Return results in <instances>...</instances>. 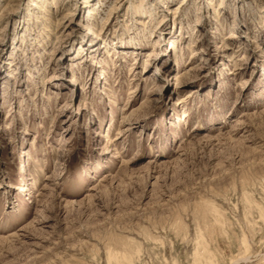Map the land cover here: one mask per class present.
Instances as JSON below:
<instances>
[{
	"label": "rangeland",
	"instance_id": "374dc122",
	"mask_svg": "<svg viewBox=\"0 0 264 264\" xmlns=\"http://www.w3.org/2000/svg\"><path fill=\"white\" fill-rule=\"evenodd\" d=\"M0 264H264V0H0Z\"/></svg>",
	"mask_w": 264,
	"mask_h": 264
}]
</instances>
